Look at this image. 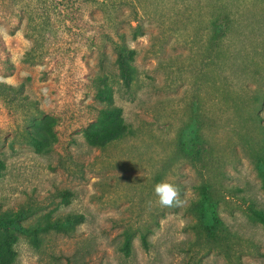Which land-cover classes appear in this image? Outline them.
<instances>
[{
	"label": "rangeland",
	"instance_id": "obj_1",
	"mask_svg": "<svg viewBox=\"0 0 264 264\" xmlns=\"http://www.w3.org/2000/svg\"><path fill=\"white\" fill-rule=\"evenodd\" d=\"M141 1L144 34L128 42L136 50L130 92L118 83L111 47L94 44L91 31L73 37L62 30L63 40L51 44L1 30L11 69L0 62V213L23 210L28 227L64 225L36 234L10 227V264H264V229L247 218L240 199L264 208L248 154L264 143V100L250 105L264 92V2H250L252 25L234 35L223 58L209 41L208 0ZM62 50L69 55L51 67ZM102 74L114 82V104L131 131L97 147L86 142L78 119L92 117L88 106L97 104L84 78ZM41 114L57 122L47 153L25 138ZM193 117L211 151L202 170L179 146ZM204 179L217 190L218 215L238 234L228 245L191 228L196 218L187 208ZM165 180L176 186L179 206L159 203L154 185ZM63 191L71 192L69 202ZM76 214L83 222L67 221Z\"/></svg>",
	"mask_w": 264,
	"mask_h": 264
},
{
	"label": "trees",
	"instance_id": "obj_2",
	"mask_svg": "<svg viewBox=\"0 0 264 264\" xmlns=\"http://www.w3.org/2000/svg\"><path fill=\"white\" fill-rule=\"evenodd\" d=\"M208 26L210 28L209 41L214 43L223 54L228 56V45L233 41L234 35L245 32L252 25L251 16L246 12L251 9L253 0H208ZM255 1V0H254ZM259 1V0H258ZM263 1L264 0H260ZM122 8L128 10L124 14ZM121 11V12H120ZM144 6L141 0H0V62L6 69H11L9 52L1 30L7 27L10 34L22 32L23 36H35L36 41L54 39L63 40L59 31L71 32L73 37L91 31L95 35L94 44L101 43L104 47L110 46L115 55L114 63L118 72V83L125 92H130L136 77L134 60L135 48L129 46L144 34L141 19ZM119 13V14H118ZM119 15H126L120 20ZM47 31L45 36L43 33ZM81 36V35H80ZM45 53L42 54L44 56ZM51 67L56 61L67 57L66 50L54 53ZM41 56V57H42ZM53 69V68H52ZM88 83L91 97L97 104L88 106L87 116L78 119L81 132L90 146H103L131 131V128L122 121V109L114 104V88L107 74L95 75L93 78H84ZM264 100V92H257L250 105L257 106ZM42 118L32 121L26 130V141L37 153L51 151L56 142L57 122L53 116L41 114ZM257 115L254 120H257ZM199 120L193 117L190 125L182 130L179 136V146L188 161L199 169L208 167L211 151L206 146L207 141L199 132ZM201 135V136H200ZM248 154L254 164L261 187L264 192V143L257 147H249ZM5 168L4 161L0 159V176ZM198 198L192 200L188 211L196 218L191 225L197 236L213 243L229 244L233 238L238 237L237 232L230 230L226 222L216 211L218 203L217 190L208 180L204 179L197 187ZM65 202H69L71 192L61 193ZM244 205V212L252 222L260 223L264 229V208L251 198L240 196ZM26 214L23 210L10 214L0 213V230L4 235L0 238V263L10 264L13 261V237L9 228L20 233L36 234L39 230H62L63 224L56 222L40 223L35 227L22 224ZM84 216L76 214L68 216V222L81 223ZM11 239V241H10ZM144 239V238H143ZM145 240V239H144ZM131 235L126 232L124 250L129 252Z\"/></svg>",
	"mask_w": 264,
	"mask_h": 264
},
{
	"label": "clouds",
	"instance_id": "obj_3",
	"mask_svg": "<svg viewBox=\"0 0 264 264\" xmlns=\"http://www.w3.org/2000/svg\"><path fill=\"white\" fill-rule=\"evenodd\" d=\"M154 192L158 197L159 203L163 206L170 207L174 204L179 206L181 203L178 199L179 193L176 186L167 180L156 183L154 185Z\"/></svg>",
	"mask_w": 264,
	"mask_h": 264
}]
</instances>
